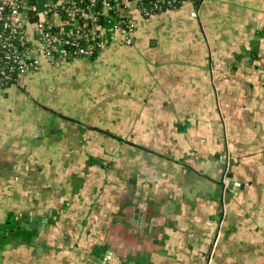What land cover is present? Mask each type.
Segmentation results:
<instances>
[{
	"label": "crops",
	"instance_id": "0c3cea01",
	"mask_svg": "<svg viewBox=\"0 0 264 264\" xmlns=\"http://www.w3.org/2000/svg\"><path fill=\"white\" fill-rule=\"evenodd\" d=\"M136 18L0 88V264H264V0Z\"/></svg>",
	"mask_w": 264,
	"mask_h": 264
},
{
	"label": "built area",
	"instance_id": "2783aa9c",
	"mask_svg": "<svg viewBox=\"0 0 264 264\" xmlns=\"http://www.w3.org/2000/svg\"><path fill=\"white\" fill-rule=\"evenodd\" d=\"M177 1L0 0V88L13 73L36 72L40 56L54 61L99 54L113 38L102 30L107 17L114 19L125 43L131 44L137 15L146 18L164 12ZM113 11L118 13L116 19Z\"/></svg>",
	"mask_w": 264,
	"mask_h": 264
},
{
	"label": "trees",
	"instance_id": "16d2710c",
	"mask_svg": "<svg viewBox=\"0 0 264 264\" xmlns=\"http://www.w3.org/2000/svg\"><path fill=\"white\" fill-rule=\"evenodd\" d=\"M184 1H185V0H179V1L175 2L174 5H172L170 9H172V8H176V7L180 6ZM145 3L147 4L146 1H145ZM98 8H99V6H98ZM156 13H161V12L158 11V12H156ZM156 13H155V14H156ZM112 15H114V17H115V19H116L117 16H118V13L115 12V11H113V12H112ZM116 21H117V20H116ZM103 22H104V18L101 17L100 20L98 21V23L102 24ZM97 55H98V54H97ZM97 55L91 56V57H89L88 59H94V58L97 57ZM22 77H24V76H21V75H19L18 73H13V74H12V79L10 80V82H8L7 84H3L2 87H3V88H4V87H9V86H11L12 84L19 83V80H20ZM7 238H8V236H7L5 233L0 234V240H4V241H5ZM137 262H138L139 264H151V263L147 262L146 259H144V258H140L139 260H137Z\"/></svg>",
	"mask_w": 264,
	"mask_h": 264
},
{
	"label": "rangeland",
	"instance_id": "374dc122",
	"mask_svg": "<svg viewBox=\"0 0 264 264\" xmlns=\"http://www.w3.org/2000/svg\"><path fill=\"white\" fill-rule=\"evenodd\" d=\"M85 59H87V58H85ZM91 60V59H90ZM64 61H66V60H64ZM43 68H46V67H43ZM33 74V73H32ZM30 75V74H29ZM28 76V75H27ZM22 84H24V80L23 81H19V83H15V84H12L11 86H9V87H1L2 89V91L3 90H5V89H7V88H10V87H20ZM102 161H104V160H102Z\"/></svg>",
	"mask_w": 264,
	"mask_h": 264
},
{
	"label": "water",
	"instance_id": "95a60500",
	"mask_svg": "<svg viewBox=\"0 0 264 264\" xmlns=\"http://www.w3.org/2000/svg\"><path fill=\"white\" fill-rule=\"evenodd\" d=\"M137 217V215H135V218Z\"/></svg>",
	"mask_w": 264,
	"mask_h": 264
}]
</instances>
